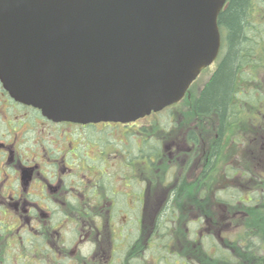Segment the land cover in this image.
I'll return each mask as SVG.
<instances>
[{
  "label": "water",
  "instance_id": "95a60500",
  "mask_svg": "<svg viewBox=\"0 0 264 264\" xmlns=\"http://www.w3.org/2000/svg\"><path fill=\"white\" fill-rule=\"evenodd\" d=\"M226 1L0 0V82L52 122H135L216 60Z\"/></svg>",
  "mask_w": 264,
  "mask_h": 264
},
{
  "label": "flooded vegetation",
  "instance_id": "af4514ba",
  "mask_svg": "<svg viewBox=\"0 0 264 264\" xmlns=\"http://www.w3.org/2000/svg\"><path fill=\"white\" fill-rule=\"evenodd\" d=\"M258 51L262 52L260 45L255 48L254 54L255 59L261 63L260 56L264 54H258ZM226 53L220 47L218 57L212 64V74L216 68L219 69ZM249 66L251 65H245L236 74L234 88H237V96L230 99V107L224 118L218 110L203 116L196 112V99L212 74L201 86L194 101V111L198 116L215 117L214 135L198 172L200 181L212 173H208L212 155L215 157V170L218 166L221 167L225 137L241 119L237 100L253 106L257 102V99L249 100L239 87V81L245 80L242 79L245 75L243 69ZM177 104L169 109L170 120L171 109ZM144 119L146 118L129 124L101 122L82 125L52 122L43 117L39 110L11 98L0 82V264H146V260H150L151 264L189 263L187 258L190 255H182L181 258L183 253L170 244L174 240L172 232L175 222L179 221L180 216L173 200L162 203L155 213L149 232L143 236V215L141 217L140 213V216L135 217L132 213L134 208L129 203L125 206L116 204L117 197L113 198L127 193L130 187H127L126 182H120L124 191L118 194L107 178L112 162L107 142L111 141V128H119L121 146L126 145L128 129L136 128V159L144 164L143 127L138 124ZM89 130L99 132L102 136L86 140L84 135L91 133ZM258 132L255 129L254 136H251L250 141L253 143L263 139ZM187 134L191 142L197 143L193 131ZM155 144L160 151L157 150L152 156L153 164L161 158L164 151L160 141H155ZM262 150L263 147L260 155ZM123 154H126L124 147ZM253 156L251 155L255 159ZM238 167L230 165L225 168V176L229 179L235 175L242 177L238 173ZM138 185L143 190L141 184ZM232 188L236 187L226 185L216 193L221 194L224 189ZM216 203L235 204L223 201V197ZM97 204L102 205V214L98 212L95 218L83 214L86 219L81 216L80 212L86 206L93 207ZM165 205L168 206V211L163 213L166 216L157 219ZM124 212L125 219L120 216ZM121 220H125V226L121 225L116 230ZM134 222L136 233L128 234L127 228ZM192 224L200 225V219L189 223ZM189 236L191 234L188 233ZM147 240L151 244L145 248ZM193 241L202 245V232L195 233ZM158 244L161 247L157 251L154 247ZM148 254L149 258L145 257Z\"/></svg>",
  "mask_w": 264,
  "mask_h": 264
},
{
  "label": "rangeland",
  "instance_id": "374dc122",
  "mask_svg": "<svg viewBox=\"0 0 264 264\" xmlns=\"http://www.w3.org/2000/svg\"><path fill=\"white\" fill-rule=\"evenodd\" d=\"M263 1L256 0L260 8L254 7L255 18L252 21H257L259 24L252 28L255 27L260 32L256 35L251 34V37L257 40L260 38L264 40V26L260 24V22L264 24ZM260 52L258 51V54ZM260 58L261 63L258 61L255 65L243 69L245 75L242 79L245 80L239 81L243 94L248 97H251V94L257 102L253 106L251 103L237 100L241 119L225 137L221 167L218 166L202 181L198 178V172L214 135L215 117L198 116L194 111V101L201 86L212 74L213 65L197 78L185 98L171 109V120L170 112L163 111L138 123L144 129L143 139L148 137L146 135H150L164 146L161 158L155 160L150 167L147 162L141 164V161L136 159V128L128 129L124 146H121L119 141V128H111V141L107 142L110 145L112 162L110 175H107V178L118 194L124 191L120 182H126L127 187H130L122 196H113V198L117 197L116 204L125 206L129 203L134 208L132 213L135 217L140 216V213L141 217L143 215L144 236L151 228L157 209L168 197H171L180 216L179 221L175 222L176 226L172 232L174 240L170 244L176 246V250L183 253L181 255H190V258H187L188 264H264V55ZM255 129L257 132L260 131L257 134L263 139L253 143L250 139L254 136ZM93 131L89 130L91 133H86L84 138L88 140L102 136L101 133ZM189 131L194 132L197 143L188 139ZM123 147L126 154H123ZM262 147L263 153L260 155ZM251 155H254L255 159ZM230 165L239 166L238 173L243 176L235 175L231 179L226 177L224 169L229 168ZM138 184H141L143 190ZM226 185L239 189L240 202L234 205L216 203L213 194ZM250 194H254L255 197L250 198ZM223 198L227 199L225 196ZM247 200L248 203L244 204ZM98 212L102 214V205L86 206L80 213L86 219L83 214L95 218ZM120 216L125 219L126 213ZM197 218L200 219V225H189L190 222L195 223ZM131 220L134 221L133 218ZM125 223V220H121L116 230L121 225L125 226ZM136 229L134 222L127 228L128 234L135 235ZM247 230L250 232H246ZM255 230L261 236V243L259 242L256 247L252 245L255 251L245 253V241L258 238L254 234ZM200 232L204 238L202 245L193 241L195 233ZM188 233L191 236L188 237ZM5 240L7 241V237ZM148 243L147 240L145 248L150 247L151 243ZM160 247L161 245L158 244L154 249L158 251ZM217 247L227 253L228 262L213 261L212 256ZM145 257L149 258V254ZM146 261V264H151L150 260Z\"/></svg>",
  "mask_w": 264,
  "mask_h": 264
},
{
  "label": "trees",
  "instance_id": "16d2710c",
  "mask_svg": "<svg viewBox=\"0 0 264 264\" xmlns=\"http://www.w3.org/2000/svg\"><path fill=\"white\" fill-rule=\"evenodd\" d=\"M255 6H260L259 3H256V0H227L223 10L221 11L218 18V26L221 33V50L227 52V55L222 61L219 69L216 68L210 80L203 87L201 93L196 99L195 108L199 115H209L214 112L216 113V110H218L221 117L224 118L228 108L230 107V99L236 98L237 96V88H234L236 74L238 75L239 70H241V68L245 65H252L258 62L255 59L256 54H254L255 48H257L258 45H260L262 53L264 54V40H261L262 38L257 40L251 37V34L254 33L256 35L260 32L257 28H252L253 26H258L259 24L257 21H252L255 18ZM260 24L264 26L261 22ZM251 99L253 100L252 95L249 97V100ZM169 109L170 108H166L164 111H169ZM146 134L147 132L145 131V135ZM146 136L148 137H144L143 139V154L145 156L144 159L150 166L153 164L151 161L152 156L157 153L156 151L159 149H157L155 140L151 138L150 135ZM215 167V157L212 155L208 164V173L210 174L213 172ZM232 190H223V193L221 194L223 197H227V199L223 198V201L228 203L241 201V192H237L238 189L236 188H232ZM221 194L215 192L213 194L214 200L220 201ZM251 197L254 198L255 195L252 194ZM171 200L172 198L168 197L166 199V203H169ZM164 207V209L161 210V214L157 215V219L166 216L163 215V213L168 211V206L165 205ZM246 232H250V230H247ZM254 234L258 238L245 239V253L255 251L252 249V245L256 247L259 242L261 243V236L258 231L255 230ZM178 254L180 255V253ZM181 258H183L182 255ZM212 259L217 263H226L229 261V256L225 251L217 247Z\"/></svg>",
  "mask_w": 264,
  "mask_h": 264
}]
</instances>
